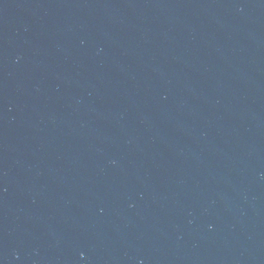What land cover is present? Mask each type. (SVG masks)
<instances>
[{
	"label": "water",
	"instance_id": "obj_1",
	"mask_svg": "<svg viewBox=\"0 0 264 264\" xmlns=\"http://www.w3.org/2000/svg\"><path fill=\"white\" fill-rule=\"evenodd\" d=\"M0 264H264V0H0Z\"/></svg>",
	"mask_w": 264,
	"mask_h": 264
}]
</instances>
